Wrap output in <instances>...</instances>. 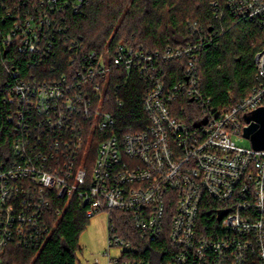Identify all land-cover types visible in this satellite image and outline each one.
Segmentation results:
<instances>
[{"label": "built area", "instance_id": "obj_1", "mask_svg": "<svg viewBox=\"0 0 264 264\" xmlns=\"http://www.w3.org/2000/svg\"><path fill=\"white\" fill-rule=\"evenodd\" d=\"M82 4L0 0V23L11 20L0 54L28 70L0 61V264L9 247L43 248L73 202L89 219L108 214L109 249H123L107 253L108 264H152L127 258L134 242L115 213L141 241L166 239L167 264H264V151L234 140L264 108V47L254 58L261 83L220 109L200 89L198 52L213 40L203 27L190 26L196 42L158 52L112 41L88 50L63 25ZM225 9L264 35V0H227ZM212 11L225 16L219 3ZM61 42L59 73L43 66ZM181 62L184 79L171 82L167 65ZM122 73L142 82L140 126L117 118Z\"/></svg>", "mask_w": 264, "mask_h": 264}, {"label": "trees", "instance_id": "obj_2", "mask_svg": "<svg viewBox=\"0 0 264 264\" xmlns=\"http://www.w3.org/2000/svg\"><path fill=\"white\" fill-rule=\"evenodd\" d=\"M14 1L16 0H6V3L11 5ZM29 1L33 3L39 0ZM82 1L81 12L68 10L64 14L66 19L63 25H67L71 35L80 40L88 50L102 49L109 41L112 44L142 46L151 52L185 46L196 42L197 36L190 26L197 25L205 29L207 38L213 35L212 43L203 44L198 52L200 89L204 96L211 98L213 106L220 109L234 106L247 98L261 83L257 78L254 58L264 47L263 32L255 25L237 20L227 12V0ZM213 3H219L225 10L223 19H216L213 15ZM10 22L8 19L5 24L0 23V29L8 32ZM64 43L55 46L51 59L43 67L52 66L55 71L62 72L67 60V45ZM63 49L65 57H62ZM12 59V53L5 56L0 54V61L7 62L10 67L17 65L26 72L24 59H19L17 64ZM183 66L184 62L167 65L171 82L184 79L183 75H179ZM127 78L122 73L117 82L120 85L117 97L124 106L116 108L115 112L124 126H140L141 122L147 121L142 107L144 88L136 75H131L129 80ZM115 217L122 235L134 242V250L127 253V258L152 264L169 262L165 253L169 249L166 239L156 242L141 241L131 232L127 217L118 213H115ZM53 220L55 222L52 224L51 236L43 248L9 247L3 253V264H79L78 253L82 251L79 241L89 223L85 209L73 202L66 212Z\"/></svg>", "mask_w": 264, "mask_h": 264}, {"label": "rangeland", "instance_id": "obj_3", "mask_svg": "<svg viewBox=\"0 0 264 264\" xmlns=\"http://www.w3.org/2000/svg\"><path fill=\"white\" fill-rule=\"evenodd\" d=\"M239 147L250 149L252 144L250 140L241 137L234 138ZM109 221L107 213H100L89 219V223L81 234L80 247L78 253L79 264H108L109 257L113 259L120 258L123 249L111 248L108 246ZM109 253V257L107 256Z\"/></svg>", "mask_w": 264, "mask_h": 264}, {"label": "water", "instance_id": "obj_4", "mask_svg": "<svg viewBox=\"0 0 264 264\" xmlns=\"http://www.w3.org/2000/svg\"><path fill=\"white\" fill-rule=\"evenodd\" d=\"M249 126L244 130V137L250 140L256 151H264V108L245 117Z\"/></svg>", "mask_w": 264, "mask_h": 264}]
</instances>
